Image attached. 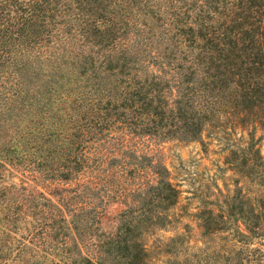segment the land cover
Masks as SVG:
<instances>
[{
  "label": "trees",
  "instance_id": "obj_1",
  "mask_svg": "<svg viewBox=\"0 0 264 264\" xmlns=\"http://www.w3.org/2000/svg\"><path fill=\"white\" fill-rule=\"evenodd\" d=\"M208 126L239 129L226 159L257 189L253 204L238 187L223 209L194 212L202 235L229 229L240 247L192 264H252L249 242L264 234V0H0V264L175 260L183 233L155 252L146 238L173 222L181 193L158 145ZM28 180L40 189L24 193ZM108 201L122 204L116 224L96 233Z\"/></svg>",
  "mask_w": 264,
  "mask_h": 264
},
{
  "label": "rangeland",
  "instance_id": "obj_2",
  "mask_svg": "<svg viewBox=\"0 0 264 264\" xmlns=\"http://www.w3.org/2000/svg\"><path fill=\"white\" fill-rule=\"evenodd\" d=\"M240 133L238 128H235L232 133H225L216 126H208L203 131L200 140L171 139L158 145L160 157L170 169L172 180L178 184L181 193L179 202L174 209L176 218L173 222L166 227L157 229L146 238L148 243L155 245L152 249L153 252L168 237L177 233H183L184 244L181 247L183 252L175 260H170L168 255L161 250L158 255L156 253L154 264H184L185 262L192 264L196 258H203L206 252L209 254L213 249L219 251V255L223 256L226 250L228 251V247H232L233 251L240 247V243L236 241L229 229L211 236L202 235L194 215V212L204 205L213 207L215 210L216 207L223 209L225 201L232 197L238 187H240L241 193L248 194L250 203H255L254 196L257 189L255 179L242 176L234 169L232 160L226 159L229 149L236 145L235 140L240 138L238 145L243 144V135L240 136ZM18 176L16 172L12 173L3 183L19 181ZM27 182L30 185L29 190L27 188L24 193L36 191L35 186L40 189L39 184L33 180ZM101 207L103 211L95 231L105 234V232L113 230L122 204L118 201H108ZM25 219L19 220L17 234L24 231ZM248 247L256 248L254 255H250L253 256L252 264H264V234L251 239ZM34 248L32 247V249Z\"/></svg>",
  "mask_w": 264,
  "mask_h": 264
}]
</instances>
